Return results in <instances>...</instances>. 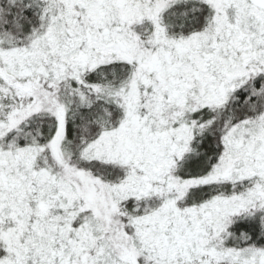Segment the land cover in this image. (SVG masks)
I'll use <instances>...</instances> for the list:
<instances>
[{
  "label": "snow or ice",
  "instance_id": "snow-or-ice-1",
  "mask_svg": "<svg viewBox=\"0 0 264 264\" xmlns=\"http://www.w3.org/2000/svg\"><path fill=\"white\" fill-rule=\"evenodd\" d=\"M0 264H264V0H0Z\"/></svg>",
  "mask_w": 264,
  "mask_h": 264
}]
</instances>
